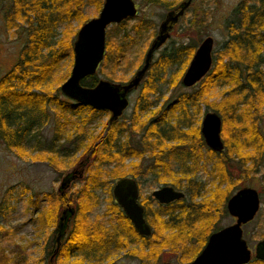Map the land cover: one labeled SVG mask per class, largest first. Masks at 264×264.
<instances>
[{"label": "trees", "instance_id": "obj_1", "mask_svg": "<svg viewBox=\"0 0 264 264\" xmlns=\"http://www.w3.org/2000/svg\"><path fill=\"white\" fill-rule=\"evenodd\" d=\"M141 1L144 4L166 6L165 8L168 10H178V5L168 3L165 0ZM11 2L5 9L6 23L9 28L10 26L16 27L20 23L26 24L27 38L12 69L0 77V142L8 150L16 151L19 157L26 154L27 150L25 148L27 145L35 143V150L43 151L49 157L54 156L57 159H66L63 162L76 155L79 150H83L90 154L88 158L95 160L96 163V170L86 177L87 182L79 189L78 196L67 200L69 207H73L75 213L72 216L73 219L71 218L74 223L70 231V237L63 238L64 241L59 246L60 254L64 255L66 259L73 258L76 252H80L84 248L86 252L92 251L95 247H101L102 250L107 251L114 245H117L115 248H119V246L125 247L127 243L140 244L143 253L137 256H140L145 261L154 258L151 257L156 252L153 247L163 242L157 240L154 225L152 224L151 226L153 232L149 237L139 235L133 229L130 220L127 219L123 211L112 199L111 189L108 191L110 204L113 207L115 206L118 215L127 223L131 232L128 231L127 234L126 230V233H123L117 230L119 228L115 227L113 229V227L105 224L90 222L88 217L89 210L99 205L98 196L95 193L97 190H101L108 182L107 179L106 181L101 179L104 172L101 165H106L107 170L111 167V170L107 173L111 183L116 178L124 175L119 165H122L121 161L125 157L143 155L147 150H150L151 155H154L156 154L154 152L156 148L159 149V153H163L166 148L164 144L166 139L189 146L191 141L201 135L198 128L200 121L195 117L202 111V107L212 108L214 112L219 114L223 122L221 131L224 150L218 154L209 149L205 152L209 156L204 161L214 163L210 171H208L213 177L211 184L214 189L210 187L207 190L209 195H205L203 193L205 186L198 184L195 178L192 180L194 175H196L199 164H197L194 155L185 154L184 169L180 170L183 177L187 179L183 184V188L187 195L189 194L192 198L200 196L201 201L195 206H191L192 204L188 205L180 214H175L173 207L167 206L165 210L163 209L165 217L159 224L165 232H179L180 230L189 236L192 229L193 234L195 232V223L201 219L209 221L212 217L211 211L214 216V203L218 202L220 204L222 199H224V202L227 201L232 195L235 183H240V181L245 183L248 174L251 173L254 167L257 169L256 172L259 173V170L264 166V133L260 127V108L255 106L248 107V102L246 104L236 100L237 98H243L244 95L242 93L247 90L255 89L257 92H264V0H258V4L256 0H249V3L243 0L233 10V21L226 25L227 29L230 30L231 36L228 41L221 45L220 50L212 54L213 68L204 76V79L192 88L193 90L189 93L178 95L177 102L174 103L178 111L177 126L169 131V135H166L163 146H161L163 136L159 134L160 136L156 137L158 140L156 144L160 145L157 147L155 145L153 148L146 147L143 152H140L137 148L130 149L129 141L123 139V131L120 130L119 125L115 124V122L111 124L104 137L101 136V131L97 135L93 131L87 134L84 126H81H86L87 124V119L82 117L83 109L90 114L104 113V111L95 110L89 105L75 104L73 100L63 97L59 93L61 82L66 81L70 67L73 66L74 52L72 49L78 30L71 28L72 21L77 19L79 24L84 23V21H87L84 16V7L93 5L99 11L102 9L104 0H12ZM143 22L144 25H142ZM125 23L126 21H123L115 26L120 27L125 25ZM140 23L138 26L127 30V32L123 31L122 40L115 48L117 53L116 55L114 54L116 57L113 60L114 68L115 66H120L121 60L126 57L128 50L135 44L136 39L134 37L140 36L142 30L149 31L151 28L150 23L147 20L145 21V19ZM189 25L185 32L197 29L198 35L203 27V22H200L196 28V21L192 19L189 21ZM59 26L64 28L61 37L53 39L55 36L54 31ZM131 30L132 35L130 33ZM183 34L185 33L183 32ZM112 43L113 40L108 39V34L106 33V53L102 60L105 63L110 58L109 53L113 55L114 46ZM194 50H196L194 44H181L177 47L173 58L169 59V57L163 56L156 65L160 67L171 65V63L183 65L187 61L184 63L182 61L181 64L182 58L187 56L186 59L189 60L195 52ZM65 60L69 63L68 71L58 78V83H55V87L50 88L52 84L48 83L57 71V66ZM109 78L112 80L111 77ZM97 80L96 76L92 75L87 76L80 83L85 87H94L97 84ZM179 83L178 80L174 87L178 86ZM216 83L222 86L231 84L232 87L224 92L220 103L212 102L215 103L212 104L205 96L213 90L212 88ZM73 117H79L80 120H83L81 125H76L74 124L75 122L72 123ZM36 118H40L41 121H36ZM49 120H53L52 128L54 133L50 143L44 147L45 143L39 136L40 129ZM137 123V121L134 122L135 125ZM67 124H72L73 129L67 130ZM229 126H231V129L228 128ZM142 129L143 126H140L139 131ZM148 134L153 137L150 131ZM146 140L147 138L143 140L144 145L148 144V140ZM39 144L43 147L39 148ZM141 144L142 140H139L137 145L140 146ZM251 147L255 151L253 156V153L248 151ZM186 160H190L192 165H186ZM115 162L117 166L116 164L112 165ZM158 163L160 166H165L164 171L160 172L158 178L165 180L166 175L172 174L168 169L170 166L166 161H159ZM87 164L86 162L85 166ZM159 165L157 168H159ZM235 173L237 174L234 175ZM49 197L50 199L47 200L48 206L39 213L43 218L46 215L43 222L53 228L56 225V220L59 219L58 211L63 207L62 201L65 196H57L55 194ZM206 204H209V206H204ZM191 208L197 210V212L194 210L191 213ZM189 216H195V219L189 225H186L190 218ZM0 228L2 229L1 226ZM218 229L216 227L213 228L214 231ZM52 234H57V228L52 231ZM126 237L128 241L124 240ZM154 239L155 241H153ZM163 239L162 237L161 240ZM207 239H205V242ZM165 242L163 243L165 244ZM193 242L190 239L184 243L185 246L189 247L191 245L192 248L190 247V254H186L183 264L189 262L203 247L202 243H200V246L195 248L194 244H192ZM163 243L162 245H164ZM54 251H57L56 247ZM148 251L151 254H148ZM81 262L79 261V264ZM247 264H264V262L254 257Z\"/></svg>", "mask_w": 264, "mask_h": 264}, {"label": "rangeland", "instance_id": "obj_2", "mask_svg": "<svg viewBox=\"0 0 264 264\" xmlns=\"http://www.w3.org/2000/svg\"><path fill=\"white\" fill-rule=\"evenodd\" d=\"M11 1L12 0H0V77L12 69L13 64L16 63L20 56L19 52L25 45L24 43L27 38L25 30L26 24L20 23L16 27L10 26L9 28L6 23L5 9H7L9 3H12ZM165 1L177 5L179 1L184 0ZM242 1L243 0H192L190 8L183 14L177 25L175 24L176 27H174L173 31L170 32V39L165 42L161 49L155 54V61L150 67V72L148 73L146 80L142 82L136 93L130 97V106L125 110L123 113L124 115L115 122V124L119 125L120 130L123 131V139L129 141V145H131L130 149L137 148L140 152H143L146 149L144 142H142L140 146L137 145V142L145 133L144 129L139 131V127L142 123H150L152 115V118L155 121L153 122L156 123L152 126V133L158 131L156 133L157 135L162 132L169 135L171 127H173L177 121L176 111H173V113L171 112V110L176 107L174 103L177 102L178 95L180 96L183 93H189L191 91L181 85L182 77L179 78V76H183L184 72L187 70L192 56L189 60L186 59L187 56H184L180 63L182 64V61L183 63L185 61L187 62L183 65H180L179 63H171V65L160 67L159 65H156L158 61L163 56L169 57V59L173 58L177 47L181 44H194L197 48L198 44L205 37L209 36L213 38V53H216L222 47L221 45L229 40L231 35L230 30L227 29L226 25L230 21H233V10H235ZM245 1L248 2L249 0ZM256 1L258 4V0ZM134 2L138 8L135 17L127 19L123 26L118 27L111 25L107 28L106 33L108 34V39L111 41L113 40V55L109 53L110 58L107 60L108 62H103L98 67L96 71L97 73L95 74L98 80L101 79L115 83H127L129 78L135 73L137 67L143 63L142 59L147 51V47L154 39V36L158 33V26L165 18V14L168 11L163 6L144 4L141 0H134ZM84 9V16L87 21L95 18L101 11V9L98 11L93 5H87ZM144 19L150 23L151 28L149 31H145V29L142 30L140 36L134 37L136 39L135 44L128 50L126 57L121 60L119 63L120 66H115L114 68L113 60L116 58L114 54L116 55L117 53L115 48L122 40L121 36L123 31L127 32V30L132 29L134 26H138V24ZM192 19L196 21V28L200 22H203V27L198 35L196 32L197 29L187 30L185 32V30L188 29L187 27L190 26L189 21ZM87 21H84V23ZM84 23L79 24V21L74 19L71 28L73 30L76 29L77 31L82 25H84ZM142 25H144V22ZM63 29L62 26H59L54 31L55 36L53 39L61 37ZM181 32H184L185 34L182 35ZM130 33L132 35V30ZM68 64L67 60L60 62L57 66V71L48 83L52 84L50 88L55 87V83H58V78L68 71ZM71 68L72 67H70L68 73L69 75ZM109 77H111L112 80H110ZM178 80L180 83L178 86L174 87ZM62 83L63 82H61V84ZM231 87V84L222 86L219 85V83H216L212 88L213 90L207 93L205 97L209 99L210 103L215 102L218 104L220 103V100H222L221 98L224 92L230 90ZM59 93L62 95L61 92ZM242 95H244L243 98L236 99L238 102H245L246 104L248 102V107L255 106L260 108V127L264 133V92L260 93L254 89L251 91H244ZM62 96L64 97V95ZM168 109H170V112ZM165 110H167V112H165ZM201 110L200 114L195 117L196 119L199 117L201 120L205 112H214L212 108H207L206 106L202 107ZM159 111H163V114L160 115L161 113ZM137 113L139 114L137 115ZM165 115L168 116L167 121L162 119ZM82 117L87 119V128L85 125H81L83 120H80L79 117H73L72 123L75 122L74 124L76 125L79 124L84 126L87 134L93 131L94 134L97 135L101 131V136L104 137L110 129L111 124L108 125L110 116L107 113L99 112L90 114L87 110L83 109ZM159 119L161 120L158 122ZM36 121H41V119L36 118ZM135 121L139 122V125H135ZM52 123L53 120H49L41 126L39 136H41V139H43L45 143L44 147L47 146L52 139L54 133ZM228 128L231 129V126ZM68 129H73L72 124H67V130ZM130 132L132 133L129 134ZM168 144L172 145L171 143ZM173 144L175 145L176 143ZM34 146H36L35 143L27 145L25 148V150H27L26 154L19 157L16 151L8 150L0 142V226L2 227V229L0 228V264H79V261H82L81 264H163L169 262L173 264H183L186 254L188 253L189 255L192 248L191 245L189 247L184 245L186 241L190 239L193 240L194 242L192 244H194L195 248L199 247L200 243L204 246L205 239L208 234L213 231L214 227L219 228L221 226L231 225V223L234 222L231 216H220L221 205L218 204V210H215L214 216L211 211L212 217L210 216L211 218L209 221L201 219L199 222L195 223V232L192 234L191 229L189 236L185 235V233L180 230L179 232L168 231L164 233L159 222L154 223V229L158 238L157 240L163 242L166 240V245L163 242H160L157 246L153 247L156 252H154L151 257L154 258H151L148 261L137 256L138 254L143 253L140 244L128 243L125 247L119 246V248H115L117 245H114L107 251L102 250L101 247H95L92 251L86 252L84 251V248V250L76 252V255L73 256V258L66 259L64 255L60 254V248L57 249V246L62 245L65 237H70V231L72 230L74 223L73 220L70 219L68 221V227L65 229V234L60 238L58 245L57 242H55L57 234H52V231L57 228L58 220L55 222V227L50 228L43 222L46 215H44L43 218L39 212L48 206L47 200L50 199V195L56 194L57 196H65L62 201L63 207L58 211V217H60L62 211L69 207L67 201L68 198L74 199L78 196L79 189H81V187L87 182L86 177L90 175L92 171L96 170V163L95 160L88 158L90 154H87L83 150H79L76 155H73L69 160L63 162L66 159H57L54 156L49 157V155H46L43 151L35 150ZM38 146L39 148L43 147L41 144ZM248 151L253 153L252 156L255 154L252 147L249 148ZM180 152L181 151H177L176 153ZM166 155L169 156L167 157ZM207 156L209 155H207L205 151L202 153L197 152L194 155L195 160H197V163L199 164L195 177L203 182V185L205 186L203 193L205 195H209L207 190L210 187L214 189L211 184L213 181L211 174L202 172L205 171L204 168L210 170L213 166L211 161H209L208 164L205 163L206 161L204 160ZM164 157L165 161L171 168L168 167L172 174L180 169L181 166H184V158L181 153L180 156H175L170 150H167ZM148 158L149 155L147 153L144 154L143 158L138 156H128L122 159V165L118 164L120 166L118 167L124 174L128 171L138 172L137 168L142 167L143 174L138 181L141 198L148 197L155 188L164 186L161 180H157L154 174H144L147 165L151 162ZM85 161L88 163L87 166L83 165ZM114 164L117 166L116 162L112 165L114 166ZM185 164L192 165L190 160H186ZM82 165L85 167L83 168ZM101 168L104 170L101 179H103V181H106L107 179L108 182L101 190L96 191L95 194L98 196L99 205L92 208V210H89V220L95 224L100 223L102 225L105 224L111 226L113 229H115V227L119 228L117 229L118 231L120 230L123 233H126L127 231L128 234V231H130L129 226L121 216L118 215L115 206L113 207L110 204L108 191L111 189L113 183L109 182L110 178L107 173L111 170V167L107 170L106 165H101ZM83 169L85 171L84 173L82 172L83 175L81 173L80 177L73 179V181L70 182V185L64 190V194H61L58 189L62 179L71 172H80ZM256 170L257 169L254 167L251 173L248 174L245 183H242V181H240V183H235V187L232 191L233 195L243 187H253L260 195V209L256 213L257 215L253 221L243 225L242 232V236L246 240L248 247L252 250V253L254 251V245L258 241L264 239V166L259 170V173L256 172ZM236 174L237 173L234 175ZM165 181L167 182L165 185H170L169 183L171 179L169 176H166ZM188 199L190 200V196H188ZM198 199L200 200L201 198L199 197ZM64 202L67 205H64ZM180 204L188 205L186 203ZM204 206L208 207L209 204ZM148 208L150 211H157V208H154L151 205H149ZM195 212H197V210ZM189 217L186 225H189V223L195 219V216ZM215 223L217 226L214 225ZM130 236L132 235L130 234ZM191 236L193 237L191 238ZM162 237L165 240H161ZM124 240L128 241L127 237ZM153 241H155V239ZM162 243L164 245H162ZM55 247L57 251H54ZM133 253H135V255H133ZM148 254L151 253L149 252ZM197 255L198 254L195 256ZM195 256H193L189 262L184 264L190 263Z\"/></svg>", "mask_w": 264, "mask_h": 264}, {"label": "water", "instance_id": "obj_3", "mask_svg": "<svg viewBox=\"0 0 264 264\" xmlns=\"http://www.w3.org/2000/svg\"><path fill=\"white\" fill-rule=\"evenodd\" d=\"M191 1H183L177 14L172 15V12H170L167 15V19L160 26L158 36L149 47L144 66L129 81L128 85L122 86L100 79L94 87H85L80 83L81 80L87 76L95 75L97 68L102 63L105 54L107 27L113 24L116 25L137 14L134 0H104L99 14L85 22L78 29L72 49L74 52L73 66L70 75L60 86L62 95L73 100L76 104L89 105L97 110L108 111L111 113L109 124L115 121L128 105L126 95L130 89L139 85L140 78L150 66L154 51L159 49L160 45L168 38V27L166 25L169 21L176 22L182 16L184 10L190 6ZM213 47V38L210 36L205 37L198 45L187 70L181 78L182 86L186 88L193 87V85L204 79V76L212 68ZM202 121L201 132L204 141L214 152L221 151L223 142L220 139L222 126L220 116L217 113L207 112ZM80 175L81 172L78 171L66 175L62 179L58 191L64 194V190L70 185V182L80 177ZM113 189L114 198L124 210L134 229L142 236L147 237V235H150L151 230H149L145 219H143V209L136 201L137 192L134 182L123 179L117 182ZM152 196L163 204L184 197L181 192H176L169 186L155 190ZM226 205L229 215L236 218L235 222L220 231L212 233L201 253L190 264H247L254 257L264 262V239L254 245L252 253L242 236V225L251 222L260 209L258 191L253 187H243L230 197ZM74 213L73 207H67L62 211L57 222L56 242L58 245L60 238L65 234V229L68 227V221ZM58 248L59 246H57Z\"/></svg>", "mask_w": 264, "mask_h": 264}, {"label": "flooded vegetation", "instance_id": "obj_4", "mask_svg": "<svg viewBox=\"0 0 264 264\" xmlns=\"http://www.w3.org/2000/svg\"><path fill=\"white\" fill-rule=\"evenodd\" d=\"M184 1H187V0H184ZM183 1H180L179 2V4H177L178 5V10H176V9H167V8H165L166 6H163L165 9H167L168 11L166 12V14H165V18L161 21V23L159 24V29H158V33L154 36V39L152 40V42H150L149 43V46L147 47V51L145 52V54H144V56H143V63H141L140 65H139V67H137V69L135 70V73L131 76V78H129V80L127 81V83H115V82H112V83H115V84H121L122 86H126V85H128L129 84V81L132 79V78H134L136 75H137V73L140 71V69L144 66V63H145V57H146V54H147V52L149 51V47L151 46V44L153 43V41L156 39V37L158 36V34H159V31H160V29H161V24L167 19V15L170 13V12H172V15H174V14H177L179 11H180V8H181V3H182ZM191 3H192V1L190 2V5H191ZM149 5V4H148ZM190 8V6L188 7V8H186L185 10H184V12H183V14L188 10ZM137 10H138V8H137ZM183 14H182V16H183ZM137 15V14H136ZM182 16H180V18L182 17ZM135 17V16H134ZM180 18L176 21V22H171V21H169V23L166 25V27H168V30H167V32H168V38L166 39V41L165 42H167L169 39H170V32L171 31H173V29H174V27H176V25H177V23H178V21L180 20ZM127 19H131V18H127ZM124 21H127V20H124ZM123 22V21H122ZM121 23V22H120ZM120 23H117V24H120ZM176 24V25H175ZM113 25H115V24H113ZM111 26V25H110ZM109 27V26H108ZM107 27V28H108ZM165 42L163 43V44H161L160 45V47H159V49H157V50H155L154 51V53H153V55H152V61L150 62V66L147 68V71L144 73V75L140 78V83H139V85L137 86V87H134V88H132V89H130V91H129V93L126 95V100H127V103H128V105H127V107L122 111V113H121V115L115 120V121H112L110 124H112L113 122H116V121H118L119 119H120V117L121 116H123L124 114V112H125V110L130 106V97L132 96V95H134L135 93H136V91L138 90V88L140 87V85L142 84V82H144V80H146V77H147V75H148V73L150 72V67L153 65V63H154V56H155V54L161 49V47L165 44ZM202 42V41H201ZM200 42V43H201ZM199 43V44H200ZM198 44V45H199ZM105 47H106V44H105ZM197 48H198V46H197ZM196 48V49H197ZM105 51V50H104ZM105 53H106V51H105ZM105 55V54H104ZM104 58V57H103ZM101 62H103V61H101ZM101 65V64H100ZM99 65V66H100ZM98 69V68H97ZM182 77V76H181ZM100 80V79H99ZM97 82H98V80H97ZM108 82V81H107ZM110 82V81H109ZM182 82V81H181ZM200 82V81H199ZM198 82V83H199ZM197 84V83H196ZM195 84V85H196ZM181 85H182V83H181ZM195 85H193V87H189V88H186V87H184V88H186V89H189V90H193L192 88H194V86ZM76 104V103H75ZM78 104V103H77ZM81 105V104H80ZM95 109V108H94ZM95 110H97V109H95ZM99 110H101V109H99ZM98 110V111H99ZM169 110V112H170V109H168ZM102 111H104V113H107V114H109V116H111V113H109L108 111H105V110H102ZM173 111H176V117L178 116V111H177V109L176 108H173V110H171V112L173 113ZM161 114L160 115H162L163 114V111H159ZM165 112H167V110H165ZM208 112H211V111H208ZM153 113V112H152ZM207 112H205V114H206ZM213 113H217V112H213ZM139 113H137V115H138ZM200 114V113H199ZM198 114V115H199ZM205 114H204V116H205ZM218 114V113H217ZM219 115V114H218ZM182 116V115H181ZM203 116V117H204ZM153 117V115L151 116V118H150V123L148 122V124H146V123H142V125L141 126H143V129L145 130V133H144V135L142 136V138L140 139V141L142 140V142H143V140L144 139H146L147 138V140H148V144H146V147L147 148H153L155 145H156V147L158 146V145H160V144H156L157 142H158V140L156 139V137H158V136H163V138L161 139V141H162V143H161V146H163L164 144H165V146H166V148L163 150V153H159V149L158 148H156V150H154V152L156 153V154H152L151 155V151L150 150H147V151H145L144 153H143V155H139L138 157H140V158H143V156H144V154L145 153H147L148 155H149V158H148V160H151V162L147 165V168H146V172L144 171V174H148V173H152V174H154V176H156V178H157V180H161L160 178H158V175L160 176V172L161 171H164V167L165 166H163V165H159V161H165V154H166V152H167V150H170L171 152H172V154H175V156H180V153L181 154H183V158L185 157V154H189V155H195L197 152H203V151H205L206 152V150L207 149H209L210 151H212V152H214L213 150H211L209 147H208V145L206 144V142L204 141V137H203V134H202V132H201V126H202V119L200 120L199 119V117H198V120L200 121L199 122V126H198V128H199V132H200V137L198 136V137H196V139H194L193 141H191L190 143V145L189 146H186V145H182V144H180V143H178L177 141H170V140H165L164 141V139H165V137H166V134L165 133H160V135H157L156 133L158 132V131H156V132H153L152 133V126L154 125V124H156V123H154L155 121H154V119L152 118ZM167 117L168 116H164L162 119L163 120H168L167 119ZM110 119V118H109ZM161 119H159L158 120V122L160 121ZM163 120H162V122H163ZM154 121V122H153ZM175 122V121H174ZM194 122V121H193ZM177 121L175 122V125L173 126V127H171V129H173L175 126H177ZM109 124V120H108V125H110ZM145 124V125H144ZM164 124V123H163ZM137 125H139V122L137 123ZM142 129V130H143ZM170 129V128H169ZM169 129H168V131H169ZM142 130H140V131H142ZM151 132L152 134H153V137L150 135V134H148V132ZM159 131H160V129H159ZM221 131V130H220ZM222 132V131H221ZM221 135H222V133H220V139H221V141L223 142V149L221 150V151H218V152H214V153H216V154H218V153H221L223 150H224V141H223V139H222V137H221ZM146 140V141H147ZM163 142H165L164 144H163ZM168 143H171L172 145H170V144H168ZM173 143H176L175 145L173 144ZM177 151H181L180 153H176ZM167 157L169 156V155H166ZM185 159V158H184ZM87 162V161H86ZM86 162L83 164V165H85L86 164ZM208 162L209 161H207V162H205L206 164H208ZM212 163V162H211ZM198 164V163H197ZM213 165H214V163H212ZM82 165V166H83ZM159 165V168H157V166ZM85 166H83V168H84ZM185 168H186V166H185ZM171 169V168H170ZM181 169H184V166L182 167L181 166V168L180 169H178L175 173H173V174H171V175H166V176H169L170 177V179H171V181H170V185H165L167 182L165 181V180H161V182L163 183V185L164 186H160V187H158V188H155V190H157V189H161V188H163V187H166V186H169V187H172L173 188V190L174 191H179V192H181L182 194H183V198H180V199H177V200H174V201H171V202H168L167 204H163V203H160L159 202V200L158 199H156V198H154L153 196H152V194H153V192L155 191H153L148 197L146 196L145 198H141V196H140V188H139V179L141 178L140 176L143 174V171H142V167H139V168H137V170H138V172L136 171V172H130V171H128V172H126V174H124L123 176H121V177H118V178H116L115 180H113V184H112V187H111V194H112V199H114V201H115V203L120 207V205L117 203V201H116V199L114 198V195H113V187L117 184V182H119V181H121V180H131V181H133L134 182V185H135V188H136V192H137V196H136V198H137V203H138V205L143 209V219H145V222L147 223V225H148V227H149V230H151V232H150V235L152 234V232H153V230H152V224L154 225V223H157V222H159L160 224H161V221H163V219H164V217H165V213L163 212V209L165 210V208L167 207V206H169V207H173V210H174V213L175 214H180L184 209H186L187 208V206L188 205H190V204H192L191 206H195L197 203H199V201H201V199L199 200L198 198L200 197V196H198V198H192L189 194L187 195V193H186V191H185V189L183 188L184 186H183V184L186 182V178H184L183 177V175L181 174V172H180V170ZM205 169H207V168H205ZM154 171H155V173H154ZM198 171V170H197ZM196 171V172H197ZM208 171H210V170H205V171H202L203 173H207L208 174ZM81 173L83 172H85L84 171V169L82 170V171H80ZM179 172V173H178ZM83 173H82V175H83ZM196 174V173H195ZM179 177V178H178ZM194 178H195V180L198 182V184H202L203 185V182H201V180L200 179H196V177H195V175H194V177L192 178V180H194ZM160 183V182H159ZM185 191V192H184ZM237 192V191H236ZM235 192V193H236ZM187 196H186V195ZM234 195V194H233ZM188 196H190V200L188 199ZM232 196V195H231ZM230 196V197H231ZM201 198V197H200ZM197 199V200H196ZM230 199V198H229ZM228 199V200H229ZM227 200V201H228ZM227 201H225L224 202V199H222L221 200V202H220V205H221V215L220 216H222L223 217V215H225V216H230L229 215V213H228V209H227ZM224 202V203H223ZM180 203H186V204H188V205H185V204H180ZM223 203V204H222ZM149 205H151V206H153L154 208H157V211L156 212H154V211H150L149 210V208H148V206ZM217 205H218V202L217 203H214V206H215V208H214V213H215V210H218V207H217ZM194 208V207H193ZM193 208H191L190 209V212L191 213H193L194 212V210L195 209H193ZM120 209L122 210V208L120 207ZM123 211V213H124V210H122ZM196 211V210H195ZM124 215L126 216V214L124 213ZM127 217V216H126ZM231 217L233 218V220H234V222H235V220H236V218L235 217H233L232 215H231ZM255 218V217H254ZM253 218V219H254ZM128 219V218H127ZM129 220V219H128ZM253 221V220H252ZM131 222V221H130ZM233 222V223H234ZM214 223V222H213ZM132 224V223H131ZM214 225H216L217 226V224L215 223ZM231 225H232V223H231ZM244 225V224H243ZM243 225H242V230H243ZM229 225H227V226H221V227H219V229L218 230H213L210 234H209V236L212 234V233H215V232H217V231H220L221 229H223V228H225V227H228ZM132 227H133V225H132ZM133 229H134V227H133ZM135 230V229H134ZM137 231V230H136ZM164 233H165V231H163ZM137 233H138V231H137ZM139 234V233H138ZM140 235V234H139ZM150 235H147V237H149ZM155 235H157V234H155ZM158 235H160V234H158ZM142 236V235H141ZM208 236V237H209ZM144 237H146V236H144ZM157 237V236H156ZM207 237V238H208ZM209 239V238H208ZM208 239H207V241H208ZM207 241L205 242V244L207 243ZM205 244H204V246H205ZM203 246V247H204ZM202 247V248H203ZM202 248H201V251H202ZM201 251L198 253V255L201 253ZM197 255V256H198ZM196 257V256H195ZM194 259V258H193ZM193 259H192V261H193ZM191 261V262H192ZM190 262V263H191ZM190 263H188V264H190Z\"/></svg>", "mask_w": 264, "mask_h": 264}, {"label": "bare ground", "instance_id": "obj_5", "mask_svg": "<svg viewBox=\"0 0 264 264\" xmlns=\"http://www.w3.org/2000/svg\"><path fill=\"white\" fill-rule=\"evenodd\" d=\"M135 3V2H134ZM135 7H136V5H135ZM136 9H137V7H136Z\"/></svg>", "mask_w": 264, "mask_h": 264}]
</instances>
